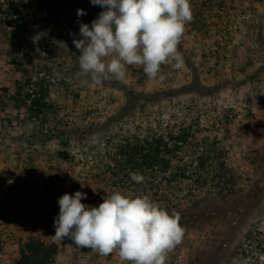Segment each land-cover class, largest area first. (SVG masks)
I'll return each instance as SVG.
<instances>
[{
    "label": "rangeland",
    "instance_id": "rangeland-1",
    "mask_svg": "<svg viewBox=\"0 0 264 264\" xmlns=\"http://www.w3.org/2000/svg\"><path fill=\"white\" fill-rule=\"evenodd\" d=\"M190 3L181 69L162 65L161 80L126 65L97 86L81 84L73 44L96 6L78 17L67 0L52 13L0 0V264L32 256V242L48 264H131L54 239L58 199L76 191L95 207L119 192L178 213L166 264H264V0ZM124 143L159 158L142 183L118 168Z\"/></svg>",
    "mask_w": 264,
    "mask_h": 264
},
{
    "label": "clouds",
    "instance_id": "clouds-1",
    "mask_svg": "<svg viewBox=\"0 0 264 264\" xmlns=\"http://www.w3.org/2000/svg\"><path fill=\"white\" fill-rule=\"evenodd\" d=\"M103 11L97 19L80 23L79 39H73L81 53L82 85L97 86L115 78L124 80L126 65L143 66L150 79H163L162 65L184 66L178 51L186 26L193 20L190 0H90ZM77 9V16L85 15ZM110 58V59H109ZM131 180L144 182L138 172ZM87 194L76 191L58 199L54 218L57 241L71 239L79 248H90L101 256L117 252L131 264H166L167 255L182 242L184 228L178 213L169 212L147 196L107 194L98 207L82 203Z\"/></svg>",
    "mask_w": 264,
    "mask_h": 264
},
{
    "label": "trees",
    "instance_id": "trees-1",
    "mask_svg": "<svg viewBox=\"0 0 264 264\" xmlns=\"http://www.w3.org/2000/svg\"><path fill=\"white\" fill-rule=\"evenodd\" d=\"M58 1L61 2L62 0H57V2ZM54 2L55 0H37L39 8L47 9L48 11H50V13H52L51 11L53 8L51 3ZM67 4L72 5L75 9H83V10H89L88 6L90 5L92 6L90 0H67ZM96 10L103 11L104 9L96 5ZM40 93H42L41 90ZM32 104L35 106L41 105L39 100L36 98H33ZM138 142H140V140H138ZM156 143L160 145L159 141ZM123 145H124L123 147L129 151L126 154V156L129 157L128 160L129 162H128V166L120 164L118 168L121 171H126L127 169L130 171V173L137 172L138 169H142L141 166L147 165V167H154V161L157 162L159 160V158L157 157L154 158V149L151 152L145 144H136V145L134 144L135 145L134 146L131 145V143H124ZM132 146L134 147L132 148ZM159 151H160V147H157L155 152L158 153ZM118 168L117 171H119ZM113 175L114 177L119 176L117 172H113ZM28 249L30 250L32 256H29L28 254H24L23 259L19 261L17 264H48L49 262H47V260L52 259V256L50 255L46 256V252L50 248L41 242H32L28 244Z\"/></svg>",
    "mask_w": 264,
    "mask_h": 264
}]
</instances>
